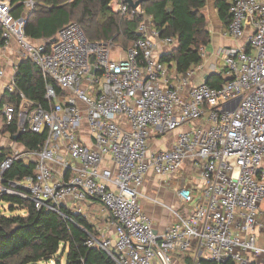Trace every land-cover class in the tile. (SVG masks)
Masks as SVG:
<instances>
[{"label": "built area", "instance_id": "2783aa9c", "mask_svg": "<svg viewBox=\"0 0 264 264\" xmlns=\"http://www.w3.org/2000/svg\"><path fill=\"white\" fill-rule=\"evenodd\" d=\"M12 16L10 0H0V57L16 47V59L3 92L17 94V131L45 134L35 150L1 154L0 197L29 201L35 211L84 216L86 204L97 203L107 215L105 233L89 235L88 248L104 252L111 264H172L175 255L193 264H264V0H233L226 39L246 44L225 48L227 83L211 87L200 64L179 74L160 62L177 47L173 38H160L153 18L140 6L131 9L113 0L109 9L133 20L140 38L123 51L111 41L91 42L79 25L70 23L52 41L35 43L25 33L28 13ZM248 25V26H247ZM161 48L168 49L161 52ZM204 61L205 49H200ZM29 61L45 80L50 110L23 99L16 91L20 62ZM213 68L212 73L217 74ZM195 80L197 83H195ZM5 126L16 110L2 106ZM177 133L169 149H153L150 135ZM33 166V176L7 181L12 164ZM187 182L176 196L183 217L174 212L161 234L139 203L145 176H167L184 167ZM194 177L189 176L190 173ZM185 178V177H184ZM259 253V260L252 253Z\"/></svg>", "mask_w": 264, "mask_h": 264}, {"label": "trees", "instance_id": "16d2710c", "mask_svg": "<svg viewBox=\"0 0 264 264\" xmlns=\"http://www.w3.org/2000/svg\"><path fill=\"white\" fill-rule=\"evenodd\" d=\"M27 0H10L12 16L18 19L26 12ZM34 9L28 13L24 33L32 42L52 41L68 24L80 26L91 42L111 41L115 47L126 51L140 38L136 30L141 22L137 16L133 20L121 17L109 9L113 0H32ZM134 2L138 0H133ZM233 0H215L217 15L223 30L230 22L229 7ZM206 0H146L140 5L146 15L153 18L154 27L160 38H173L177 47L160 57V62L176 68L185 74L191 68L203 63L200 49L210 44V34L205 17L201 13ZM0 26V36L2 33ZM226 69L209 77L206 82L211 87H220L228 82ZM205 83V82H204ZM54 88L57 97L63 92L50 80H45L39 69L29 61L19 63L16 76V92L23 99L50 110L53 101L45 99L46 85ZM22 98L17 94H4L1 104L10 103L16 115L4 132L10 138L19 135L17 131V112ZM45 134L39 135L26 131L19 135L16 142L27 150H35L43 145ZM4 155V153H3ZM0 156V162L2 160ZM33 176V166L21 160L15 161L5 173L7 181H21ZM0 201L9 204L10 212L16 208L25 210V215H3L0 211V264H47L54 261L60 264V256H66L65 264H111L107 255L99 249L88 248L85 243L89 235L99 236L97 231L81 215L61 211L41 209L35 211L32 203L11 196H1ZM60 254V255H59ZM59 255V256H58ZM202 264H216L202 261ZM222 264H234L227 261ZM255 264V263H252Z\"/></svg>", "mask_w": 264, "mask_h": 264}, {"label": "crops", "instance_id": "0c3cea01", "mask_svg": "<svg viewBox=\"0 0 264 264\" xmlns=\"http://www.w3.org/2000/svg\"><path fill=\"white\" fill-rule=\"evenodd\" d=\"M201 13L205 17L207 29L210 34V44L205 49L206 58L204 59L202 65L204 70L210 75L213 68H215L216 72H220V70L217 69L216 65L218 63V59L220 58V51L225 48H231L246 44L251 31L249 27H247L245 37L237 41L224 38L222 36L224 31L223 25L217 15L215 0H206L205 7L201 11ZM40 42L44 41H35V43ZM160 50V53H163L167 52L168 49L161 48ZM15 59L16 47L14 43H12L9 52L6 54L4 53L0 57V69H3L5 71L6 77L10 74L12 69L11 66ZM6 77L4 79H0V103L2 102V98L5 94L3 92V89L5 83L7 82ZM2 106L3 104L0 105V119H4L1 112ZM4 126L5 124L0 127V155L13 151H25L26 149L23 146L18 144L14 139L10 138L9 134L4 132ZM176 134L177 133H166L158 135V137L156 138L152 137L150 140L152 141L154 139L155 142L149 145L153 149H169L175 141ZM187 179L186 167L179 171V173L173 175L155 176L152 173H148L145 176L143 186L140 190L139 203L144 213L152 221L153 228L156 233L161 234L172 222H174V212L178 213V211H181V213L184 214L188 213V209L180 208L176 196L177 189L184 183H186ZM98 206L99 205L97 203H89L84 207L96 208ZM172 264H193V261L191 257L175 255L172 258Z\"/></svg>", "mask_w": 264, "mask_h": 264}, {"label": "rangeland", "instance_id": "374dc122", "mask_svg": "<svg viewBox=\"0 0 264 264\" xmlns=\"http://www.w3.org/2000/svg\"><path fill=\"white\" fill-rule=\"evenodd\" d=\"M219 57L220 58L218 59V63L216 64L217 69L220 70V72H222L224 74L225 66L223 63V57L222 56H219ZM195 83H197L196 80H195ZM4 124H5L4 119H0V125H1L0 127H2V125H4ZM152 137L156 138L158 136L155 135V133H152L150 135L149 140H148L149 144H152L155 142L154 139L152 141L150 140ZM186 169H188V171H191L190 166H188V168H186ZM189 176L194 177V174L191 172L189 174ZM9 207H10L9 204H7L3 201H0V211L3 215H6V216L11 215V214H17V215H22V216L25 215V210L20 209V208H16L13 212H10ZM262 208L264 209V206ZM83 211H84L85 220L93 227V231H97V233H99V231L101 233L106 232L107 215H105V213L103 212V210L101 209L100 206H98L96 208H94V207L85 208L84 207ZM178 213H180V215H182L183 217H188L187 213L184 214V213H181V211H178ZM257 247L258 248L264 247L263 239L261 240V242H258ZM251 256L253 259H257V260H259V258H260L259 253H257L256 251H254ZM65 263H66V256L65 255L60 256V264H65ZM47 264H55V262L51 261L50 263H47Z\"/></svg>", "mask_w": 264, "mask_h": 264}, {"label": "water", "instance_id": "95a60500", "mask_svg": "<svg viewBox=\"0 0 264 264\" xmlns=\"http://www.w3.org/2000/svg\"><path fill=\"white\" fill-rule=\"evenodd\" d=\"M146 0H138L136 2H134L133 0H123V2L125 4H127L131 9H136L138 8L142 3H144ZM52 42H54V39L52 40ZM210 75L205 76L204 78V82L206 83L209 79ZM20 135V134H19ZM18 136L14 137L13 139L16 141L18 139Z\"/></svg>", "mask_w": 264, "mask_h": 264}]
</instances>
